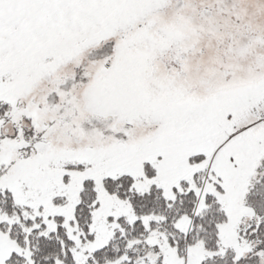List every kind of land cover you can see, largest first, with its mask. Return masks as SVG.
<instances>
[{
  "label": "snow or ice",
  "instance_id": "snow-or-ice-1",
  "mask_svg": "<svg viewBox=\"0 0 264 264\" xmlns=\"http://www.w3.org/2000/svg\"><path fill=\"white\" fill-rule=\"evenodd\" d=\"M0 264H264V0H0Z\"/></svg>",
  "mask_w": 264,
  "mask_h": 264
}]
</instances>
